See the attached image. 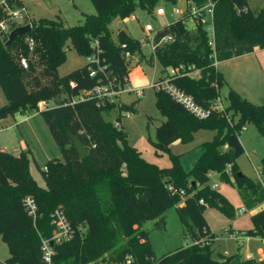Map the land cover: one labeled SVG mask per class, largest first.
I'll use <instances>...</instances> for the list:
<instances>
[{
    "label": "trees",
    "instance_id": "1",
    "mask_svg": "<svg viewBox=\"0 0 264 264\" xmlns=\"http://www.w3.org/2000/svg\"><path fill=\"white\" fill-rule=\"evenodd\" d=\"M91 1L96 14L85 15L83 24L74 27H65L58 20H12L9 12L24 9L23 2H0V23L8 26L7 31L0 30V87L7 100L0 108V121L23 112L40 114L62 155V159L51 160L47 171L41 172L45 183L42 187L31 174L29 151H21L18 156L0 151V237L10 254L0 264H45L42 240L54 234L51 215L57 209L64 211L75 236L55 245L53 264H93L105 258L122 263L130 257L135 264H264L243 259L238 253L214 258L216 234L204 217L207 208L224 212L232 209L227 198L211 184L213 175L231 181L228 166L239 187H255L254 182L240 175L236 160L244 154L240 133L246 123L254 124L264 136V106L254 105L230 90L228 106L224 111L215 110L225 79L213 66V54L220 64L256 49L264 50V7L255 13L247 0H215L214 47L209 45L208 33L200 23L196 30L189 31L176 21L157 34V40L166 35L176 36L175 41L156 50L162 73L181 65L200 70L199 79L182 77L174 84L209 116L200 119L166 92H156L157 108L166 121L156 130L155 147L170 151L176 142H192L199 131L215 133L211 141L201 145V156L186 171L179 155H171L170 168H159L129 144L121 118L123 111L137 112L135 103L99 107L95 100L74 101L82 92L107 81L102 73L91 76L92 64L59 76L68 43L89 57L93 42L99 41L106 74L115 80L114 85L124 88L129 84V61L124 58L122 45L136 56L142 54V43L120 36L119 42L114 41L110 25L116 18L126 20L134 16L137 8L153 13L161 0ZM29 24L30 33L6 47L10 32ZM29 38L34 40L32 50L27 43ZM21 56L27 58L28 69L21 66ZM41 102H54L55 106L41 110ZM114 110L119 112L115 123L105 118ZM67 130L87 147L85 159L80 158ZM230 151L234 152V159ZM262 164L264 169V158ZM146 193L152 195L151 201L144 198ZM26 198H32L38 206L36 220L26 211ZM174 206L193 243L156 259L144 232L134 226L142 227L148 221L160 219ZM252 221V228L240 232L262 238L264 209Z\"/></svg>",
    "mask_w": 264,
    "mask_h": 264
},
{
    "label": "rangeland",
    "instance_id": "2",
    "mask_svg": "<svg viewBox=\"0 0 264 264\" xmlns=\"http://www.w3.org/2000/svg\"><path fill=\"white\" fill-rule=\"evenodd\" d=\"M21 1L25 9V18L18 21L21 23L48 19L61 21L65 27H74L83 24L85 15L96 14L91 0ZM247 1L250 9L255 13L264 7V0ZM158 6L164 7L168 13L174 6L184 11L187 1L161 0ZM174 21L175 19L169 16L166 19L159 18L154 13L137 8L134 17H130L127 21L120 18L114 19L110 25V31L116 42H119L122 32L128 37L142 42V54L134 56L127 64L129 84L119 98L120 104L129 106L135 103L137 108L136 113L126 111L122 113L121 123L123 129L128 133L129 144L138 149L146 161L159 168H170L173 165L171 155H179L183 168L190 171L202 152L201 145L214 138L213 131H199L192 142L188 144L176 142L171 145L170 151H160L155 147L156 130L166 121V117L157 108V91L153 88V83L161 76L163 67L157 57L153 55L151 42L145 39L146 34L143 28L150 24L156 30H160ZM66 53V59L58 69L60 77L67 76L85 67L88 63L87 57L73 48L71 43H68ZM223 65H225L223 68L227 70L228 75L221 90L220 104L227 107L228 93L230 90H234L248 102L264 106V70L257 58L242 56L220 62V66ZM221 74L223 75V73ZM6 103V97L0 87V108ZM48 106L54 107L55 103L51 102ZM118 114L119 112L114 110L105 118L115 123ZM22 141L27 145L24 151L30 153L31 174L40 186L45 187L41 172L45 170L51 160L62 159V155L40 114L23 112L0 121V148H5L7 152L18 156L22 151ZM240 141L244 148V154L236 160L239 173L254 182L255 187L253 189L248 186L239 187L233 175L229 176L230 182L222 181L217 175H214L211 184H217L218 191L232 205L230 212L216 208H207L204 212L210 229L219 240L227 239L230 236L227 232L228 228L235 231L252 228V217L264 209V187L257 177V173L263 170L264 136L254 124L246 123L240 133ZM134 229L144 232L156 259L193 243L192 239L185 234L176 206L169 208L162 218L148 221L142 227L135 225ZM247 248L252 254L257 255L256 258L264 261V242L261 241V238L252 240L249 247L246 246L244 250H248ZM9 256V248L0 237V261L5 262ZM213 256L217 257L215 253Z\"/></svg>",
    "mask_w": 264,
    "mask_h": 264
},
{
    "label": "built area",
    "instance_id": "3",
    "mask_svg": "<svg viewBox=\"0 0 264 264\" xmlns=\"http://www.w3.org/2000/svg\"><path fill=\"white\" fill-rule=\"evenodd\" d=\"M187 7L184 11L179 10L176 6H174L171 11L168 13L166 9L162 6H157L153 13L159 17L166 19L167 16L174 18L175 21H180L183 25L189 30L194 31L197 29V24H203L205 30L208 33L210 42L209 45L214 47V12L216 7L215 0H186ZM2 3H5V0H2ZM25 9L10 11L9 15L12 20H21L25 18ZM134 17V16H133ZM127 21V19L125 20ZM170 25V24H169ZM168 26V25H167ZM163 29V28H162ZM160 29V30H162ZM0 30L7 31L8 26L5 22L0 23ZM160 30H156L152 25L147 24L143 31L146 34V40L151 42L152 52L155 55L156 50L162 48L173 41H175V35H166L160 37L157 40V34ZM143 39V40H145ZM27 43L32 50L34 47V40L28 39ZM142 43V42H141ZM126 45H122V49L125 50L124 58L126 61H130L134 58V56L126 50ZM93 53L87 57L88 63L92 64V77H96L98 73H102L106 75V82H101L96 85L91 90H87L81 93L78 98H75L74 101L79 100H95L99 107H105L107 105H119L120 96L126 91V87L128 84L122 88L120 86L114 85V79L109 78L106 74L107 67L102 65L101 55L102 49L100 48L99 41H94L92 44ZM213 66L218 68L219 62L216 59L215 53L213 54ZM20 64L24 69H28V60L25 57L20 58ZM96 67V69L93 68ZM182 77H190L192 79H199L201 77L200 70L196 69L194 66L185 67L183 65L178 67H170L161 74V76L153 83V88L159 92L163 91L169 94L174 100L182 104L189 112L194 114L196 117L200 119H205L209 116V112L200 108L191 96H188L184 92H182L175 84L174 81L182 78ZM71 86L74 87V83H71ZM141 95V94H138ZM47 103L42 102L39 104V109L44 110L48 108ZM217 111H224L225 107L220 104V100L217 102L214 107ZM118 125V124H117ZM45 171L47 168L45 167ZM227 175L232 176L231 167L227 168ZM257 177L259 181L263 184L264 187V169L261 172L257 173ZM213 189H217V185H212ZM170 192H174L173 187H169ZM183 194V192L181 193ZM200 204L204 205L203 201H200ZM24 205L26 211L29 216L36 220L38 215V206L36 202L32 198H26L24 200ZM243 212V211H242ZM52 225L55 227V231L53 236L50 239L42 240V252H43V261L45 264H53V258L55 256V245H61L63 243L71 241L75 236V231L73 230L70 222L68 221L65 213L61 209H57L51 215ZM231 239L237 242V245L240 249L243 248V241H248L251 239L246 233L236 231L231 233ZM261 241L264 242V236L261 238ZM242 254V251H240ZM246 259H253L252 256L247 255ZM93 264H135V260L133 258H127L124 262L118 263L110 261L108 258L100 259L98 262ZM155 264V263H151Z\"/></svg>",
    "mask_w": 264,
    "mask_h": 264
},
{
    "label": "crops",
    "instance_id": "4",
    "mask_svg": "<svg viewBox=\"0 0 264 264\" xmlns=\"http://www.w3.org/2000/svg\"><path fill=\"white\" fill-rule=\"evenodd\" d=\"M245 57H254V58H257V60L259 61V64L260 66L262 67V69L264 70V50H261V49H256L253 53L249 54V55H246ZM225 65H223L222 67L220 66V64L218 65V70L220 73H223V77L225 78V80L227 79V75H228V72L225 68ZM227 81V80H226ZM21 149L22 151H24L27 147V145L22 141L21 142ZM0 151H6L5 148H0ZM203 152V151H202ZM201 152V154H202ZM201 154H199L198 156V159L199 157L201 156ZM197 159V160H198ZM214 177V175L212 176V178ZM212 180V179H211ZM212 182V181H211ZM212 185H217V184H212ZM218 190V185H217V189ZM183 206V204H182ZM209 226V225H208ZM210 228V227H209ZM250 229V228H249ZM247 229V230H249ZM211 230V229H210ZM247 230H237V231H247ZM212 231V230H211ZM227 232H229V237L227 239H223V240H219L217 237L215 238V242L213 244V249H214V253L216 254V256H220V255H223V256H227V257H230V256H233L235 254H240L242 256L243 259H246V256L247 255H250L252 256L253 259H256V260H259V261H263L261 259H258L256 258L257 255L255 254H252L250 251H249V248H247L248 250H244L246 248V246L249 247V244L251 243L252 240H259V238H251L249 239L248 241L244 240L243 243H244V246L242 249H240L237 245V242L236 241H233L231 239V233L233 232H236L235 230H232L231 228H228L227 229ZM214 233V232H213ZM231 245V246H230ZM232 249V250H231ZM240 251H242V254L240 253ZM258 254V253H257Z\"/></svg>",
    "mask_w": 264,
    "mask_h": 264
},
{
    "label": "water",
    "instance_id": "5",
    "mask_svg": "<svg viewBox=\"0 0 264 264\" xmlns=\"http://www.w3.org/2000/svg\"><path fill=\"white\" fill-rule=\"evenodd\" d=\"M31 30H32V26L29 24V25H24V26L18 27L16 29H14L13 31H11L9 34V39L6 43V47H9L16 40V38L22 37V36L30 33ZM120 37L128 38V36L124 32H122L120 34ZM67 132H68V136L71 139L73 146L77 150L80 158L85 159L88 156L87 147L82 143V141L78 137H76L74 134H72V132H70L69 130H67ZM229 153L231 154L232 158L234 159L235 158L234 152L230 151ZM144 198L148 201H151L152 195L150 193H146L144 195ZM161 222H163V221H161Z\"/></svg>",
    "mask_w": 264,
    "mask_h": 264
}]
</instances>
